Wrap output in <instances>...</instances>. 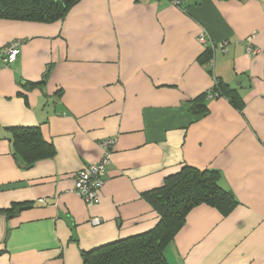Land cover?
Listing matches in <instances>:
<instances>
[{
	"label": "crops",
	"instance_id": "crops-1",
	"mask_svg": "<svg viewBox=\"0 0 264 264\" xmlns=\"http://www.w3.org/2000/svg\"><path fill=\"white\" fill-rule=\"evenodd\" d=\"M16 39L0 67V264H84L82 251L153 229L146 194L186 165L219 170L238 203L195 206L168 264H264V0H80L54 22L0 18V48ZM216 77L234 103L194 113ZM33 126L55 154L24 168L12 127ZM106 138L88 205L75 174Z\"/></svg>",
	"mask_w": 264,
	"mask_h": 264
},
{
	"label": "trees",
	"instance_id": "trees-1",
	"mask_svg": "<svg viewBox=\"0 0 264 264\" xmlns=\"http://www.w3.org/2000/svg\"><path fill=\"white\" fill-rule=\"evenodd\" d=\"M78 1L0 0V18L54 22L63 19ZM215 80L210 89L216 95L213 98L225 97L234 103L226 94L222 79L216 77ZM209 91L190 103L194 113L207 111L204 101L209 99ZM11 140L16 155L24 162L21 163L24 168L55 154L54 146L44 139L38 126L12 127ZM221 177V172L216 169L183 166L179 172L168 176L162 186L146 194L160 216L153 229L82 251L84 264H168L166 249L195 206L206 203L228 213L237 205L233 192L221 185ZM20 205L24 208L27 203ZM16 209L12 208L9 213Z\"/></svg>",
	"mask_w": 264,
	"mask_h": 264
},
{
	"label": "built area",
	"instance_id": "built-area-1",
	"mask_svg": "<svg viewBox=\"0 0 264 264\" xmlns=\"http://www.w3.org/2000/svg\"><path fill=\"white\" fill-rule=\"evenodd\" d=\"M172 4L180 6L183 0H170ZM208 38L207 33H202L199 37L201 42H206ZM22 42L18 39L13 40L8 46L0 48V67L3 65H11L14 63L21 53ZM221 47L226 49V41L222 43ZM251 54L259 53L258 48H248ZM216 83V80H215ZM209 98L216 97L212 90L209 91ZM115 139L106 138L101 142L103 155L98 161L80 169L75 174L74 190L84 199L85 203L92 205L99 201L100 193L105 185L107 168L112 162L113 149ZM44 201V199H41ZM101 222L100 218H93L91 223L97 225Z\"/></svg>",
	"mask_w": 264,
	"mask_h": 264
}]
</instances>
